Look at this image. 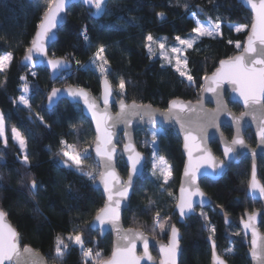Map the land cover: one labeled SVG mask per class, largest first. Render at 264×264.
Returning a JSON list of instances; mask_svg holds the SVG:
<instances>
[{"label":"trees","instance_id":"trees-1","mask_svg":"<svg viewBox=\"0 0 264 264\" xmlns=\"http://www.w3.org/2000/svg\"><path fill=\"white\" fill-rule=\"evenodd\" d=\"M44 8L43 0H0V54L13 53L10 66L0 73V113L6 118L7 138L6 147L0 140V177H3L0 179V208L16 228L21 245L42 253L48 263L98 264L109 257L112 239L110 235L100 238L97 231L89 228V223L102 207L104 199L87 175L65 167L63 157L57 155L62 139L78 149L90 147L91 150L94 139L91 123L77 104L66 100H61L51 110L46 109L47 95L54 87L77 85L98 97L101 75L98 76L89 64L92 56L103 46L111 69L108 80L117 99H120L118 86L123 78L129 81L126 84L127 101L148 103L160 109H165L174 98L197 101L204 74H210L220 60L242 49L248 30L236 33L229 26L249 27L251 15L236 0H108L102 17L93 19L83 5L76 3L68 9L66 22L48 51L52 57L71 60L73 66L51 81L46 68L31 69L20 64ZM158 12H163L164 18H158ZM193 14L199 20L211 19L213 22L220 17L223 34L215 38L202 37L193 48L185 51L188 68L196 78V83L189 87L186 78L170 66L163 65L160 59L150 56L145 44L149 34L154 38H184L195 26ZM230 40L233 43L230 44ZM236 41L241 43L239 49L235 46ZM21 76H25L26 81H21ZM25 82L30 87L28 107L18 103ZM229 109L236 114L241 112L237 104H229ZM41 117L44 123H41ZM13 127L27 138V167L21 163L24 153L12 139ZM149 131L144 128L135 132L136 145L147 157L151 151L146 143L153 140ZM221 131L228 139L232 137L230 127L223 126ZM244 137L250 146L255 145L250 130L244 132ZM210 146L215 155L221 156L217 142ZM180 147V138L173 128L159 132L156 148L159 156H163L171 166L172 179L164 185L159 175L149 174V162H146L123 213L124 226L140 228L152 237L166 240L170 225L175 223L182 234L179 264H209L210 248L206 237L210 236L229 264H250L246 255L248 245L238 226V220L245 211L260 206L246 196L250 160L243 158L238 164L231 165L218 181L200 180V187L212 200L213 207L197 210L195 215L180 224L173 212L184 161ZM263 163L264 159L260 157L258 178L262 184ZM117 167L120 174L126 176L127 168L122 159H119ZM84 170L98 176L99 167L92 154L84 161ZM32 178L39 185L35 197L21 185L22 179L28 184ZM169 192L173 195L169 196ZM149 200L153 202L151 205ZM214 207L222 209L230 218L229 225ZM157 211L161 214L160 222L165 225L163 231L153 224ZM260 229L264 231L263 223ZM74 232H81L84 246L92 250L93 257L96 252L101 254L100 257L85 260L80 246L66 239L69 233ZM58 236L70 245L63 257H57L55 252ZM229 246L233 251L225 253L223 250ZM152 252L156 255L154 250Z\"/></svg>","mask_w":264,"mask_h":264},{"label":"snow or ice","instance_id":"snow-or-ice-1","mask_svg":"<svg viewBox=\"0 0 264 264\" xmlns=\"http://www.w3.org/2000/svg\"><path fill=\"white\" fill-rule=\"evenodd\" d=\"M85 5H89L95 8V12L91 15L98 16L106 10V0H81ZM72 0H44L45 8L43 16L40 22L36 26V32L33 36L30 45L25 49L24 61L32 62L33 54L38 56L46 57V44L55 38L54 29L62 21V13H66ZM247 3L251 5L254 13L253 22L251 25V33L247 38L246 43L243 45L244 51L228 59H222L219 61V67L211 74H204L202 77L206 86H201L202 91L212 92L217 96L218 107L217 110L212 113L200 112L197 113V119H191L187 114L197 112L198 106H193L190 103H184L179 99H173L169 101L168 109L159 113L166 120L175 119L180 124L181 130L184 133L185 148L189 149L188 156L189 162L185 166L184 176L185 181H182L180 188V198L177 204L181 218H184L193 210V196L204 197V193L199 189L196 180L197 173L201 167L206 165L211 169V175L215 176L219 171H223L227 167V162L233 158V154L236 152V146H244V138L240 134V119L245 115H251L253 120L259 121V128L257 136L264 144V0H247ZM187 7V5H185ZM158 18H164L163 12L156 13ZM195 19V14H193ZM196 26L192 28L194 35L188 38H182L176 36L175 40L179 46L171 47L170 51L174 54H181L186 49L193 48L197 40L202 37H220L222 36V19L217 17L216 21L213 22L209 19L207 22H201L199 19H195ZM230 28L233 26H229ZM247 26H235L236 32L244 31ZM85 39L88 37L85 35ZM148 43L145 47L151 53V44L156 43L153 36L149 34L146 37ZM229 43H233L231 40ZM235 46L239 49L241 43L235 42ZM159 48L163 55L166 49V44L159 42ZM105 48L101 46L95 54V60L100 61L98 64V71L101 74L102 83L104 86L103 102L105 109L103 112L100 111L97 102L90 99L84 89H73L69 87L64 91L67 92L68 96L83 99L84 104L87 106L88 111L92 115V120L95 122L96 128V139H95V153L99 158L97 164L100 166L99 175H93L91 172L84 170V161L88 160L91 156L90 147L78 149L74 144H68L65 140L60 141L61 149L57 155L63 157L62 163L65 167L74 168L75 171L87 175L90 180L95 182L97 179L103 185L104 193L106 194L105 204L102 208L97 210L94 217V221L98 222L101 226L106 223H110L112 227L117 231L118 242L112 252L111 258L107 261H100L99 264H139V258L135 256L136 241L141 240L144 246V256L151 259L148 252L149 241L145 237L143 231L139 228L128 229L127 231L122 230L119 227V220L122 211L127 210V201L129 199V192L132 188L133 177L137 175L143 168L144 157L138 151H136L134 144L131 140L128 130L126 128V136L128 137V143L124 145V152L127 154V160L130 166L128 180L122 181L119 179L118 174L115 171L114 159L117 154V149L113 143V128L117 123H124L125 125L131 124L132 116H140L141 119L147 117L149 120L152 119L157 113L151 110L150 106L138 105L134 100L131 104L125 102L127 96L126 84L129 81L121 78L119 82V107L120 111L115 117L108 114L107 106L110 103V99L113 96L112 87L108 80V74L111 69L108 66L109 61L104 56ZM13 60V53L11 51L4 54H0V73L4 72L11 64ZM176 70L179 72L181 77H184L188 81V86L192 87L196 83V78L191 74V70L188 68V58L183 55H177L176 58ZM47 65L55 71L65 67L67 62L64 59L51 58L47 59ZM79 63V62H77ZM171 63V58H169ZM182 65V67H181ZM36 75L35 72L32 73ZM21 81H26L25 76L20 77ZM233 85V91H235L242 99L246 112L241 114V117H233L236 122V136L233 138L231 144H225L224 157L225 160H217L210 151L206 148L201 147V143L204 141V136L207 128L215 127L216 120L221 111H224L222 99H220V93L218 89L223 83ZM29 85L25 82L22 86V91L27 93ZM61 92L60 89H52L48 99L51 102L53 97H56ZM20 103L25 106L29 105L28 99L24 95L19 98ZM15 103V101H13ZM41 123H44L43 118H39ZM111 122V123H110ZM6 118L3 113H0V140H3L5 147L7 146V138L5 136ZM45 127H49L45 125ZM12 139L19 144L20 150L24 153L21 163L27 167L29 166V157L26 153L27 149V138L17 127L11 129ZM153 137V162H152V175L155 176L159 171L160 176L163 178V184L167 185L171 175V166L167 164V161L163 156H158V149L156 143L158 140L159 130L153 129L151 132ZM200 141V143H198ZM189 142L192 147L189 148ZM193 150L201 153L195 160H193ZM3 179V177H0ZM185 183L187 187H185ZM21 185L27 187L30 195L35 197L39 185L38 182L32 178L28 184H25L23 179ZM248 189L250 193L259 192L261 197H264V184H261L257 180L256 176V164H253L251 179L248 182ZM163 191V188H162ZM169 196L173 194L168 193ZM153 202L149 200L151 205ZM7 213L0 208V264H39L33 250L24 245L21 248V241L17 231L6 222ZM201 215H205L201 213ZM248 216V222L244 223L245 229H252V248L251 254L253 258L259 261V264H264V238L258 237V234L254 227L256 220V213H252ZM206 218V217H205ZM161 214L159 211L155 213L153 217L154 226H159L163 231L165 225L160 222ZM214 234L215 229L211 230ZM67 241L72 244L79 245L85 260L89 258H99L100 253L96 252L95 257L91 249L84 248V240L81 232L69 233L67 235ZM212 240V264H226L225 259L221 254L217 252V246L212 236L209 237ZM258 239L262 242L259 244ZM70 245L65 242V239L58 236L56 238L55 252L57 257H63L68 251ZM179 248V230L173 224L170 227V236L168 245H161L160 251L164 256L161 264H176V254ZM232 248L225 249V253H231Z\"/></svg>","mask_w":264,"mask_h":264},{"label":"water","instance_id":"water-1","mask_svg":"<svg viewBox=\"0 0 264 264\" xmlns=\"http://www.w3.org/2000/svg\"><path fill=\"white\" fill-rule=\"evenodd\" d=\"M239 4H241L243 6L244 9H246L250 15H251V23L249 25L245 40L243 45L246 43L248 36L251 33V25L253 22V18H254V13L252 11L251 5H249L247 3V0H236ZM256 2L258 3V0H256ZM79 3L81 5H83L89 13V16L92 17L93 19H99L100 17H102V15L104 14L105 11L102 12V14L98 15V16H93L91 15L92 12H95V8L91 7L89 5H85L84 3L81 2V0H72V3L69 5L68 9L70 8L71 5ZM107 3L108 0H106V7H107ZM66 13H62L61 16L63 17L62 21L57 25V28L54 29V33H55V38L51 41H48L46 44V51H47V56L46 57H42V56H38L37 54H33V61L32 62H26L24 61V55L21 57L20 59V64L22 66H28L31 69H36L38 67H44L48 70L49 72V76H50V80L54 81L56 80L61 73L65 72V71H69L72 66H73V62L71 60L65 59L63 57H52L49 55L48 51L49 48L51 47V45L57 40L58 37V31L60 30V28L64 25V23L66 22V17H67V11ZM37 30V29H36ZM35 30V32H36ZM35 32L33 34V36L35 35ZM33 38V37H32ZM244 51V48L242 46V49L237 52L236 54H234L231 57H235L239 54H241ZM51 58H58V59H64L66 60L67 64L65 67L61 68L58 71H55L53 69H51L48 65H47V59H51ZM230 58V57H229ZM224 59H228V58H224ZM219 67V62L216 66V68ZM216 68L208 75H211ZM203 86L205 85V82L203 81ZM72 87L73 89H84L80 86L77 85H66V86H57L54 87L55 89H60L61 92L56 96L53 97V100L50 102L48 97L50 95V93L52 92V90L49 92V94L47 95L46 101H45V107L48 110H51L52 108H54L61 100H66L69 103L72 104H77L81 111L82 114L90 121L91 123V127L94 133V139H93V143L91 146V154L93 156L94 161L97 163V160L99 159L96 156L95 153V139H96V128H95V122L92 120V115L91 113L88 111L87 106L84 104L83 99L76 97H70L68 96L67 92L64 91L65 89ZM112 87V86H111ZM53 88V89H54ZM99 88H100V92H99V96L96 97L94 94H92L91 92H89L88 90L84 89V91L88 94L90 99H93L97 102L99 109L101 112L104 111L105 109V105L103 102V94H104V86L102 83V79L100 77L99 80ZM234 86L230 85L228 83H223L220 88L218 89L219 93H220V99H222V103L224 106V111H221L219 113V116L216 120V126L215 127H209L206 130L205 136H204V141L201 143V147L202 148H206L208 151L211 152V154L220 161L225 160L224 157V147L225 144H231L233 138L236 136V122L233 120V117H241L242 113L246 112V108L244 106V103L242 101V99L239 97V95L233 91ZM112 92H113V88H112ZM174 99H179L180 101L184 102V103H190L193 106H198L197 107V112H193V113H188L187 115L195 120L197 119V113L200 112H207V113H212L214 111L217 110L218 107V103H217V96L215 94H213L212 92H204L201 89L200 92V96L199 99L197 101H190V100H184L182 98H174ZM119 100L116 97H114V95L112 96V98L110 99V103L107 106V111L108 114L112 117H115L116 114L120 111V107H119ZM173 100V99H172ZM125 102L127 104H131L133 101H127L125 100ZM138 105H143V106H150L151 110L155 113H157L155 116L152 117L151 120H149L147 117H145L144 119H141L140 116H132L131 117V124L129 125H125L124 123H117L115 124L114 128H113V143L117 149V154L115 156L114 159V167H115V171L118 174V177L120 180L122 181H127L128 180V174H129V163L127 160V154L124 152V145L126 143H128V137L126 136V128L128 130V134L131 137V140L134 144V147L136 149V151L140 152L142 154V156L144 157V161H143V168L140 170V172L135 175L133 177V184H132V188L130 189L129 192V199L127 201V208L129 205V201L131 199L132 193H133V188L134 185L137 181V179L142 175L144 168H145V161H146V155L141 152L137 145H136V141H135V132L139 129H144V128H148V129H156V128H162V129H166V128H173L175 130V132L177 133V135L180 138L181 141V153L183 155L184 161H183V165H182V169H181V173L179 176V182H178V186H177V190H176V202L174 204L173 207V212L176 213L177 215V222L180 224H184L186 219H188L190 216H193L197 213V208H204L206 206H209L210 204H212V201L210 199V197L202 190V188L200 187V180L205 178L208 179L210 181H218L219 179H221L225 173L229 170V167L232 164H238L241 158H249L251 160V165H250V176H249V180L251 179V175H252V167L253 164H256V176H257V180L261 183V181L258 178V157L262 156L264 157V144H261L258 136H257V132H258V128H259V121L258 120H253L252 116L249 115H245L240 119V134L241 136L244 138L245 144L244 146H236V152L233 154V158L227 162V167L223 169V171H219L215 176L211 175V169H209L206 165L202 166L200 171L197 173V180L196 183L199 187V189L204 193V197H200V196H193L192 197V201H193V210L192 212H190L188 215H186L184 218H181L179 209L177 208V204L179 202V198H180V188L182 185V181H185L186 178L184 176V172H185V166L186 164H188L189 162V156H188V151L189 149L185 148V140H184V133L181 130V126L179 123L176 122L175 119L172 120H166L163 116L159 115L160 112L165 111L168 109V105L165 109H160V108H156L148 103H139L136 102ZM169 104V103H168ZM229 104H237L240 106L241 108V112L239 114L233 113L230 109H229ZM111 123V122H110ZM223 126H228L231 128L232 130V137L230 139H228L226 136H224V134L221 131V127ZM246 130H250L254 136L255 139V146H250L245 137H244V132ZM218 142L219 145V149L221 151V157H218L214 154L213 150L210 147V144L212 142ZM120 142H122V144L120 145ZM198 143H200V141H198ZM192 147L191 142H189V148ZM199 155H201V153L196 152L195 150H193V160L196 159V157H198ZM119 159H122L126 168H127V173L126 176H122L118 170V161ZM99 167V172H100V166ZM99 175V173H98ZM249 182V181H248ZM262 184V183H261ZM93 186L96 187L97 189L100 190L101 195L103 197V205L105 204V200H106V194L104 193L103 190V185L100 182L99 179H97L94 183ZM185 187H187V184L185 183ZM246 196L251 198L252 200H256L259 201L262 205V209L260 210H254L252 212H244L243 217L240 218L239 220V227L240 230L243 234V236L247 239L246 243L248 244V248L246 251V255L248 260L250 261V264H259V261L255 258H253L252 254H251V248H252V229H245L244 228V223L243 222H248V216L245 215V213H248L249 215H251L252 213H256V220L254 222V227L255 230L258 234V237L260 238H264V232H262L259 229V223L262 219V216L264 217V197H261L259 192H255V193H250L249 189H248V185L246 188ZM101 207V208H102ZM217 211L221 214V216H223V218L225 219V224L228 225L230 223V219L224 214L223 210L220 208H216ZM123 213L124 211H122L121 213V217L119 220V227L124 230L127 231L128 229H137L134 227H125L123 224ZM96 215V214H95ZM91 219L90 223H89V228L93 231H97L99 234L100 238H103L105 235H110L111 239H112V249H111V253L109 255L108 258L102 260V261H107L108 259L111 258L112 252L114 251L117 242H118V236H117V231L112 227V225L110 223H106L103 226H101L98 222L94 221V217ZM6 222L11 225L12 228H14L16 230V228L12 225V223L10 222V220L8 219V217H6ZM175 225V223H172L171 225ZM170 225V227H171ZM170 227L168 230V236L166 240H162V239H157L155 237H152L151 235H148L145 231H143L142 229H140L141 231H143L145 237H147L148 241H149V246H148V252L149 255L151 256V259H148V257L144 256V246H143V242L141 240H137L136 241V247H135V256H137L139 258V264H161V261L164 259L163 254L160 251L161 245H168L169 242V236H170ZM177 227V226H176ZM177 229L179 230V228L177 227ZM17 231V230H16ZM18 233V232H17ZM20 238V236H19ZM181 239H182V234L179 230V248L177 250V254H176V264H179L180 261V256L182 253V245H181ZM21 241V239H20ZM206 241L209 245L210 248V259H209V264H212V240L209 239V237H206ZM262 241L258 239V248H259V244ZM216 244V242H215ZM28 246V245H27ZM217 246V244H216ZM30 247V246H29ZM21 248H23V246L21 245ZM33 250V253L35 254L36 258L39 261V264H50L46 261L45 257L42 255V253L35 251L32 247H30ZM152 250L155 251L156 255L153 254ZM218 252V249H217ZM219 253V252H218ZM220 254V253H219ZM223 257V256H222ZM224 258V257H223ZM225 259V258H224ZM226 261V259H225ZM99 264V263H98ZM226 264H229L226 261Z\"/></svg>","mask_w":264,"mask_h":264},{"label":"rangeland","instance_id":"rangeland-1","mask_svg":"<svg viewBox=\"0 0 264 264\" xmlns=\"http://www.w3.org/2000/svg\"><path fill=\"white\" fill-rule=\"evenodd\" d=\"M44 1V0H43ZM192 18H193V15H192ZM195 19H198V18H195ZM195 19L193 18V22H194V25L196 26V24H195ZM201 22H207L208 20H200ZM194 26V27H195ZM233 27H231L234 31H235V26H245V25H232ZM247 26V25H246ZM248 26L245 28V30L244 31H247L248 30ZM244 31H241V32H244ZM236 32V31H235ZM241 32H236V33H241ZM192 35H194V33H192V31L190 32V33H188L184 38H188V37H190V36H192ZM154 38V37H153ZM154 40L155 41H157L156 43H152L151 44V48H152V52L150 53L149 51H148V49L146 48V51H147V53L150 55V56H152L153 58H158V59H160L161 60V62H162V64L163 65H166V66H170L171 68H173V70H175L177 73H179L177 70H176V68H177V65H176V60H175V58H176V56L177 55H183V56H185V51L187 50H185L183 53H181V54H174V53H171V51H170V49H171V47H174V46H179L178 45V42L175 40V38H168V37H165V36H160V37H155L154 38ZM159 42H163V43H165L166 44V49L164 50V53H163V55L161 54V49L159 48ZM146 43H148L147 41H146ZM97 53V52H96ZM95 53V54H96ZM95 54L92 56V58H91V60H90V67L98 74V76H100L101 74H100V72L98 71V64L100 63V61H96L95 60ZM169 58H171V63H169ZM181 67H182V65H181ZM62 74V73H61ZM180 75V74H179ZM184 78V77H183ZM24 84V83H23ZM23 84H22V86H23ZM29 85V84H28ZM29 91H30V87H29V90H28V92L27 93H24L23 91L21 92V94H20V96L21 95H24L25 96V98L26 99H28V101H29ZM19 96V97H20ZM18 103H19V105H22V106H24V107H28V106H25L24 104H22V103H20V101H19V99H18ZM156 129H158L159 130V132L162 130V128H156ZM150 131H149V133H150V135H151V132H152V130L153 129H149ZM152 136V135H151ZM16 142V141H15ZM17 143V142H16ZM18 144V143H17ZM147 145V147L148 148H150V155H149V157H146V161H145V164H146V162L148 163L149 162V167H150V169L148 170L149 171V174H151L152 175V162H153V140L152 141H150L149 143L147 142L146 143ZM18 146H19V144H18ZM20 148V147H19ZM157 155L159 156V154L157 153ZM168 164V163H167ZM169 165V164H168ZM170 166V165H169ZM263 167H264V163H263ZM144 170H145V168H144ZM144 172V171H143ZM156 175H159L160 176V173H159V171H157V174ZM161 177V176H160ZM161 179H162V182H163V178L161 177ZM171 179H172V175H171V178H170V180H169V182L171 181ZM168 182V183H169ZM84 248L86 249L87 247H85L84 246ZM228 248H232V247H228ZM88 249V248H87ZM80 251H81V248H80ZM224 252H225V250H223ZM82 252V251H81Z\"/></svg>","mask_w":264,"mask_h":264},{"label":"flooded vegetation","instance_id":"flooded-vegetation-1","mask_svg":"<svg viewBox=\"0 0 264 264\" xmlns=\"http://www.w3.org/2000/svg\"><path fill=\"white\" fill-rule=\"evenodd\" d=\"M216 142V141H215ZM217 144H218V142H217ZM211 145V144H210ZM255 146V145H254ZM211 147V146H210ZM218 148H219V145H218ZM212 149V148H211ZM219 151H220V149H219ZM220 154H221V151H220ZM217 156V155H216ZM218 157H221V156H218ZM260 157H262V156H260ZM260 157H258V159L260 158ZM263 159H264V157H262ZM241 159H243V158H241ZM240 159V160H241ZM249 159V158H248ZM258 159H257V161H258ZM250 160V159H249ZM232 165H234V164H232ZM236 165V164H235ZM250 165H251V160H250ZM230 168V167H229ZM226 174V173H225ZM203 179H205V178H203ZM202 180V179H201ZM205 180H208V179H205ZM208 181H210V180H208ZM249 198V197H248ZM249 199H251V198H249ZM252 200V199H251ZM212 201V200H211ZM252 201H256V200H252ZM256 202H258L259 203V207L258 208H254V209H252L251 211H248V212H252V211H254V210H260V209H262V205H261V203L259 202V201H256ZM207 207H213V202H212V204H210L209 206H206V207H204V208H197V210H200V209H206ZM215 209H216V207H214ZM217 210V209H216ZM246 212V211H245ZM219 213V212H218ZM220 214V213H219ZM225 214V213H224ZM221 215V214H220ZM243 215H244V213H243ZM243 215L241 216V217H243ZM227 216V215H226ZM223 217V216H222ZM228 217V216H227ZM240 217V218H241ZM229 218V217H228ZM240 218H239V220H240ZM230 219V218H229ZM225 220V219H224ZM239 220H238V226H239ZM231 221V220H230ZM261 223H263V225H264V217L262 216V219H261V221H260V223H259V229H260V225H261ZM230 224V223H229ZM228 224V225H229ZM239 229H240V227H239ZM261 230V229H260ZM241 231V230H240ZM262 231V230H261ZM262 232H264V231H262ZM242 233V232H241ZM243 235V234H242ZM244 237V236H243ZM245 238V237H244ZM246 238H245V243H246ZM247 244V243H246ZM248 245V244H247Z\"/></svg>","mask_w":264,"mask_h":264},{"label":"built area","instance_id":"built-area-1","mask_svg":"<svg viewBox=\"0 0 264 264\" xmlns=\"http://www.w3.org/2000/svg\"><path fill=\"white\" fill-rule=\"evenodd\" d=\"M87 249V248H86Z\"/></svg>","mask_w":264,"mask_h":264}]
</instances>
